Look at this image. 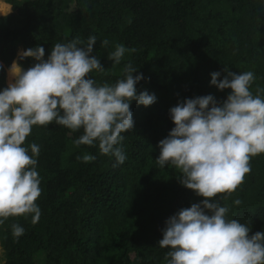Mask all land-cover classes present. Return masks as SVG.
I'll list each match as a JSON object with an SVG mask.
<instances>
[{"label": "trees", "instance_id": "obj_1", "mask_svg": "<svg viewBox=\"0 0 264 264\" xmlns=\"http://www.w3.org/2000/svg\"><path fill=\"white\" fill-rule=\"evenodd\" d=\"M6 2V3H5ZM0 0V90L18 49L36 45L45 58L56 43L97 38L93 55L105 70L92 72L97 84L123 78L125 64L145 79L136 85L157 100L151 106L131 104L134 127L125 132L121 147L127 157L113 167L115 157L74 141L83 130L50 124L33 126L25 147H40L37 171L42 194L38 223L31 216L11 217L0 225L4 264H167L161 248L165 221L203 197L184 186L180 171L161 169L158 143L174 127L169 110L188 98L213 95L223 101L231 89L210 85L211 73L224 66L235 73L252 71L251 91L264 88V0ZM11 5V7H10ZM109 40L107 47L101 41ZM117 44L127 49L119 65L108 55ZM27 69L35 61L21 62ZM8 79V77H7ZM264 95V93H262ZM94 155L85 163L77 156ZM29 154H31L29 149ZM252 171L240 189L220 199L228 218L264 231V154L253 157ZM242 203L235 205V199ZM24 235L18 241L11 225ZM36 258V259H35Z\"/></svg>", "mask_w": 264, "mask_h": 264}, {"label": "clouds", "instance_id": "obj_2", "mask_svg": "<svg viewBox=\"0 0 264 264\" xmlns=\"http://www.w3.org/2000/svg\"><path fill=\"white\" fill-rule=\"evenodd\" d=\"M11 9L0 14L7 16ZM96 43L94 35L86 44L79 38L56 43L47 58L44 47L36 45L18 51L7 69L8 83L0 90V225L11 217L31 216L33 224L40 220V147L24 146L33 126L55 123L71 132L82 129L74 141L77 147L98 144L101 155L115 157L113 167L127 159L120 145L124 133L134 127L131 104L148 107L157 98L147 90L138 92L136 85L145 78L142 73L133 75L138 68L130 62L122 79L97 84L90 74L105 68L93 55ZM109 43L104 39L101 46ZM135 51L117 44L107 58L116 66L126 52ZM28 58L35 63L25 69L21 62ZM223 71V79L219 71L210 74V85L231 89L227 98L217 101L209 94L178 102L169 110L174 127L158 143L157 165L178 169V182L203 197L165 221L158 244L170 249L167 264H264V231L250 235L251 227L229 219V207L217 200L220 194L226 200L240 189L252 171V158L264 154V88L258 86L253 94L252 71L237 74L226 66ZM77 159L88 163L96 157L86 153ZM11 230L17 241L25 232L17 223Z\"/></svg>", "mask_w": 264, "mask_h": 264}, {"label": "rangeland", "instance_id": "obj_3", "mask_svg": "<svg viewBox=\"0 0 264 264\" xmlns=\"http://www.w3.org/2000/svg\"><path fill=\"white\" fill-rule=\"evenodd\" d=\"M5 2V0H3ZM21 49H18V51H20ZM18 51H17V57H18ZM8 75H7V71H6V78H5V81H6V85L8 83V79H7ZM36 259V258H35ZM0 264H4V256H3V251H2V248L0 247Z\"/></svg>", "mask_w": 264, "mask_h": 264}, {"label": "water", "instance_id": "obj_4", "mask_svg": "<svg viewBox=\"0 0 264 264\" xmlns=\"http://www.w3.org/2000/svg\"><path fill=\"white\" fill-rule=\"evenodd\" d=\"M6 3V2H5ZM10 7H11V5H10ZM12 8V7H11ZM10 13H12V9H11V12ZM2 16H4V15H2Z\"/></svg>", "mask_w": 264, "mask_h": 264}]
</instances>
